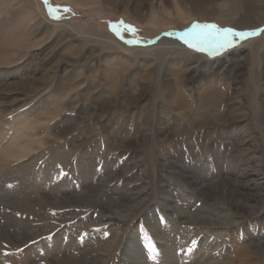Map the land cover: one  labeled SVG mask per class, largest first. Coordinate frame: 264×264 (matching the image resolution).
<instances>
[{
  "label": "rangeland",
  "instance_id": "374dc122",
  "mask_svg": "<svg viewBox=\"0 0 264 264\" xmlns=\"http://www.w3.org/2000/svg\"><path fill=\"white\" fill-rule=\"evenodd\" d=\"M50 2L0 0V264H264V33L180 38L264 0Z\"/></svg>",
  "mask_w": 264,
  "mask_h": 264
},
{
  "label": "snow or ice",
  "instance_id": "6c2138e0",
  "mask_svg": "<svg viewBox=\"0 0 264 264\" xmlns=\"http://www.w3.org/2000/svg\"><path fill=\"white\" fill-rule=\"evenodd\" d=\"M42 2L52 19L62 18L60 15L61 6L52 5L50 0H42ZM62 11L70 12L71 8L63 6ZM110 29L121 39H123L122 32L124 30L133 31V27L122 20L110 24ZM261 33H264V28H257L251 31H236L233 28H220L215 24H195L191 30L180 33V38L190 48L196 51L215 53L221 49L232 46L237 40L256 36ZM125 42L129 44L136 43L134 40H127Z\"/></svg>",
  "mask_w": 264,
  "mask_h": 264
},
{
  "label": "bare ground",
  "instance_id": "6f19581e",
  "mask_svg": "<svg viewBox=\"0 0 264 264\" xmlns=\"http://www.w3.org/2000/svg\"><path fill=\"white\" fill-rule=\"evenodd\" d=\"M167 25H168V23H166ZM165 24V25H166ZM255 27V26H254ZM171 45V44H170ZM169 47V46H168ZM167 47V48H168ZM164 49V48H163ZM166 49V48H165ZM162 49H159V51H161ZM163 51V50H162ZM161 51V52H162ZM170 51V50H169ZM173 51V50H172ZM182 52V51H181ZM160 53V52H159ZM163 53V52H162ZM161 54V53H160ZM239 115V114H238ZM241 115H243V114H241ZM234 116L233 117V120H235V121H243L244 120V116ZM201 190H203V188L201 189ZM233 193L235 194L236 192L235 191H233ZM236 195V194H235ZM246 196V195H245ZM244 196V197H245ZM240 197V196H239ZM239 197H237L238 199L237 200H235V201H233L232 202V204H231V207H233L234 209H235V211H236V213L239 215V216H244L245 215V213H246V210H244L245 208H247V207H250V205L248 204L249 202H244V201H242V200H240L239 199ZM247 198V201L249 200L250 201V199L248 198V197H246ZM220 205V204H219ZM120 206V205H119ZM119 209V208H118ZM179 215V214H178ZM190 218H193L194 220L193 221H191V222H189V223H198V221L199 222H201L202 224H207V225H217L219 222H217V221H212V220H207V219H204L203 217L201 218L200 216H189ZM196 218V219H195ZM182 225V224H181ZM186 237V236H185ZM185 239V238H184ZM97 252V251H96Z\"/></svg>",
  "mask_w": 264,
  "mask_h": 264
}]
</instances>
